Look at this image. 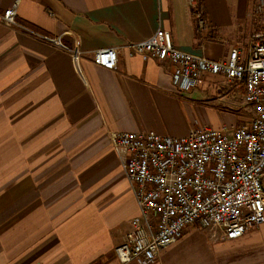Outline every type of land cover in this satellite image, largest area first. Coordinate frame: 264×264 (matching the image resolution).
<instances>
[{
	"label": "crops",
	"instance_id": "obj_1",
	"mask_svg": "<svg viewBox=\"0 0 264 264\" xmlns=\"http://www.w3.org/2000/svg\"><path fill=\"white\" fill-rule=\"evenodd\" d=\"M254 1L198 0L201 32L191 0H20L18 20L66 48L0 18V264H123L114 248L139 206L110 133L235 125L209 103H230L237 84L207 73L181 91L168 61L123 50L108 69L93 54L165 28L183 51L227 58L249 45ZM14 2L0 0V14ZM200 110L211 118H194ZM153 264H264V225L234 239L189 226Z\"/></svg>",
	"mask_w": 264,
	"mask_h": 264
},
{
	"label": "built area",
	"instance_id": "obj_2",
	"mask_svg": "<svg viewBox=\"0 0 264 264\" xmlns=\"http://www.w3.org/2000/svg\"><path fill=\"white\" fill-rule=\"evenodd\" d=\"M19 1L0 14L1 20L66 48L59 37L19 21ZM190 3L197 30H206L203 7ZM253 21L248 47L234 46L218 60L179 49L165 28L145 40L94 52L93 61L108 69L117 68L123 50L168 61L172 82L181 91L199 86L207 73L223 75L243 85L244 99L253 108L245 124L200 127L183 136L152 130L110 133L139 206L131 229L114 248L121 263L153 264L189 226H217L225 239H234L264 225V0L254 1ZM71 55L78 64L82 50L74 46Z\"/></svg>",
	"mask_w": 264,
	"mask_h": 264
},
{
	"label": "rangeland",
	"instance_id": "obj_3",
	"mask_svg": "<svg viewBox=\"0 0 264 264\" xmlns=\"http://www.w3.org/2000/svg\"><path fill=\"white\" fill-rule=\"evenodd\" d=\"M196 2H198V0H196ZM197 8H198V5H197ZM195 23L197 26L196 18H195ZM201 32H203V31H201ZM214 76L221 77L220 74L214 75ZM230 83L237 84V85H235L236 90L232 92V97H231L230 103L222 101L219 104L218 101L213 98L211 100V102L209 103V105L217 106V107L219 105V108H221V111L223 113H225L227 120H229L230 122L232 120L235 123V125H242V124L247 123L249 121V119H251V116L253 114V108L249 103H247L244 100L243 85L239 84L237 82H233V81H231ZM209 97L212 98L211 96H209ZM193 116H194V118L198 116L199 118L208 119V120L211 118V115L208 113V111H205V110H200L196 114H194ZM232 126H234V125H231L228 127H232Z\"/></svg>",
	"mask_w": 264,
	"mask_h": 264
},
{
	"label": "trees",
	"instance_id": "obj_4",
	"mask_svg": "<svg viewBox=\"0 0 264 264\" xmlns=\"http://www.w3.org/2000/svg\"><path fill=\"white\" fill-rule=\"evenodd\" d=\"M198 6H201V3L200 2H198ZM192 11H193V9H192Z\"/></svg>",
	"mask_w": 264,
	"mask_h": 264
}]
</instances>
